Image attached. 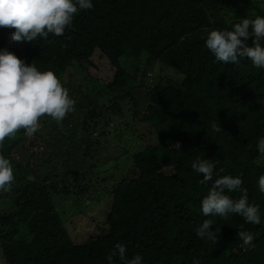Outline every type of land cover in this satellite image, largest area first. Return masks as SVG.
Segmentation results:
<instances>
[{"label":"trees","instance_id":"obj_1","mask_svg":"<svg viewBox=\"0 0 264 264\" xmlns=\"http://www.w3.org/2000/svg\"><path fill=\"white\" fill-rule=\"evenodd\" d=\"M244 1L251 14L246 10L239 17V0H91L93 8L75 14L63 36L17 42L11 39L14 28H0V50L7 49L40 71H53L60 81L78 65L86 85L114 95L103 105L104 112L118 108L134 122L145 121L157 140L131 155L133 165L113 186L107 228L77 245L52 199L69 192L49 183L51 178H39L33 164L20 160L21 154H37L38 134L28 136L21 129L6 138L0 154L10 161L15 177L7 192L13 202L9 211L0 213V248L6 264H109L108 255L117 243L126 247L128 259L139 254L144 264H193L194 259L200 264H264V193L258 184L264 166L258 163L262 155L257 149L258 139L264 137V68L254 67L247 58L238 64L217 62L205 44L212 30L231 31L241 19L264 17L257 0ZM246 43L253 46L252 38ZM96 52L116 68L113 80L104 83L90 70L97 68ZM157 63L182 79L170 72L165 81L155 79L141 109L134 90L137 97L129 107L137 113L130 111L126 94L121 95L131 93L135 81L144 84L132 75L137 74L133 69L149 78L148 68L156 70ZM214 123L221 131L212 127ZM92 131L84 129L82 141L88 146L96 133ZM177 141L180 150L173 147ZM198 158L218 162L213 181L201 183L203 174L191 166ZM224 175L242 179L249 203L259 205L261 224L245 223L235 214L226 220L203 215L202 199L214 179ZM225 194L233 199L241 195L227 190ZM4 195L0 191V198ZM206 219L213 222V231L221 227L217 243L196 235ZM241 224L254 234L252 246H242L237 236ZM112 264L124 262L116 256Z\"/></svg>","mask_w":264,"mask_h":264},{"label":"clouds","instance_id":"obj_2","mask_svg":"<svg viewBox=\"0 0 264 264\" xmlns=\"http://www.w3.org/2000/svg\"><path fill=\"white\" fill-rule=\"evenodd\" d=\"M92 8L91 0H0V28H14L15 32L11 36L13 41L33 42L38 37L47 40L49 34L63 36L65 29L72 25L75 14ZM249 38L253 42L251 47L246 43ZM262 41L264 17L258 16L254 20L241 19L231 31H210L205 44L217 62L238 64L240 58H247L254 67L264 68ZM73 69L80 70L78 65ZM110 98H114V95ZM75 104L76 101L70 98L68 89L53 71H40L34 64L27 65L7 49L0 50V148L4 146L6 138L14 137L21 129L28 136L35 134L40 128L41 117L45 115L62 127L66 116L75 111ZM110 109L114 110L113 107ZM212 127L221 131L215 123ZM105 134L107 132H102L101 136ZM173 147L180 150V142L177 141ZM257 149L264 155V137L258 139ZM217 163L198 158L191 166L195 172L203 174L201 183H207L213 181ZM14 179L10 161L0 154V191L10 192ZM242 183L238 176L224 175L215 178L208 194L201 201L203 215H218L226 220L230 214H235L242 217L245 223L261 224L259 205L249 203L248 190L242 187ZM258 184L259 191L264 193V175L259 178ZM225 190L238 191L241 195L233 199L225 194ZM212 225L211 220H204L196 229L197 237L217 243L221 227H216L213 231ZM237 236L242 241V246H252L255 238L251 231L244 229V224L240 225ZM114 249L108 255L109 264H112L113 257L116 256L124 264H144L143 257L139 254L128 259L127 249L123 244L117 243ZM193 264L200 262L194 259Z\"/></svg>","mask_w":264,"mask_h":264},{"label":"rangeland","instance_id":"obj_3","mask_svg":"<svg viewBox=\"0 0 264 264\" xmlns=\"http://www.w3.org/2000/svg\"><path fill=\"white\" fill-rule=\"evenodd\" d=\"M239 1L243 6L238 7L235 13L239 17H242L246 10L251 14L247 1ZM257 1L264 8V0ZM93 58L97 68H90V70L96 72V76L98 74L104 83L109 82L108 79L113 80L116 68L110 64L109 60L100 58L97 52ZM146 61L147 58L143 56L141 60L143 68L146 67ZM133 70L137 74L133 72L132 75L144 84L138 86V82L135 81L134 86L131 87V93L124 91L121 96L126 94L127 103H129L127 108L134 113H137V110L129 107L133 106V97H137L133 95L134 90L139 92L138 108L141 109V106L149 101L145 91L149 92L152 89L155 79L167 80L168 72L175 78L182 79L180 73L159 63L156 65V70L148 68V71H152L147 72L149 78L140 70ZM79 76V69H72L61 81L62 85L68 89L70 98L76 101L75 111L66 116L62 127L47 115L41 117L40 128L36 132L40 140L37 154L34 157L31 154H21L20 160L25 164L27 162L33 164L39 172V178H51L49 183L53 182L60 189L69 192L63 195L55 194L52 199L73 242L82 245L98 234L100 228H107L104 223L113 203L112 188L120 180L119 177L127 173V168L133 165L131 155L157 140L155 136H151L153 128L150 130L145 121L134 122L129 118L130 116L124 114L128 118L126 119L116 111L118 108L114 110L105 108L106 112H104L103 105L107 106L110 93L105 89H101L100 92H97V89L93 90ZM101 94L104 96L100 99ZM95 115H98V118L93 123L90 118ZM97 123L99 124L96 125ZM89 128L90 134L92 130H96V133L89 137L88 146L82 140H84V129ZM102 132L107 134L101 136ZM52 139L55 140L54 143ZM44 142L46 144L41 145ZM86 154H92L93 157H84ZM79 158H81V165L77 163ZM258 163L264 166V155L260 157ZM162 171L167 174L173 173L172 169ZM5 193L6 195L0 198V213L9 211L13 202V196L10 198L7 192ZM0 264H6L1 248Z\"/></svg>","mask_w":264,"mask_h":264},{"label":"water","instance_id":"obj_4","mask_svg":"<svg viewBox=\"0 0 264 264\" xmlns=\"http://www.w3.org/2000/svg\"><path fill=\"white\" fill-rule=\"evenodd\" d=\"M28 179H30V180L32 181V180H34V177L31 176V177H29Z\"/></svg>","mask_w":264,"mask_h":264}]
</instances>
